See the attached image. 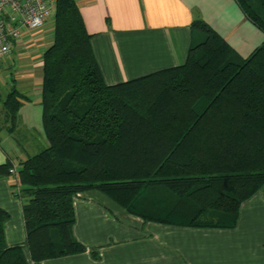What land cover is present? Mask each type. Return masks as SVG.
I'll list each match as a JSON object with an SVG mask.
<instances>
[{
    "label": "trees",
    "instance_id": "16d2710c",
    "mask_svg": "<svg viewBox=\"0 0 264 264\" xmlns=\"http://www.w3.org/2000/svg\"><path fill=\"white\" fill-rule=\"evenodd\" d=\"M235 1L264 31V0ZM55 7L41 57L47 145L17 170L30 260L85 250L72 207L91 189L144 220L234 226L240 204L264 187V43L240 57L196 20L183 64L109 85L75 0ZM22 98L0 94V130L14 131ZM11 166L0 164V176ZM7 218L0 209V264H29L21 245L5 244Z\"/></svg>",
    "mask_w": 264,
    "mask_h": 264
},
{
    "label": "crops",
    "instance_id": "0c3cea01",
    "mask_svg": "<svg viewBox=\"0 0 264 264\" xmlns=\"http://www.w3.org/2000/svg\"><path fill=\"white\" fill-rule=\"evenodd\" d=\"M93 56L106 84L183 64L191 24L201 20L240 57L264 43L235 0H75ZM53 25L27 33L0 64V94L12 88L20 99L13 132L0 130V164L16 170L47 145L41 105L42 54ZM1 109V108H0ZM3 126V125H0ZM17 175L0 176V209L7 246L21 245L29 264H264V187L244 200L230 228L164 224L144 220L96 189L73 197V237L85 250L34 263L26 248L21 186Z\"/></svg>",
    "mask_w": 264,
    "mask_h": 264
},
{
    "label": "built area",
    "instance_id": "2783aa9c",
    "mask_svg": "<svg viewBox=\"0 0 264 264\" xmlns=\"http://www.w3.org/2000/svg\"><path fill=\"white\" fill-rule=\"evenodd\" d=\"M56 0H0V64L27 33L40 32L55 14ZM7 173L17 175L11 166Z\"/></svg>",
    "mask_w": 264,
    "mask_h": 264
},
{
    "label": "rangeland",
    "instance_id": "374dc122",
    "mask_svg": "<svg viewBox=\"0 0 264 264\" xmlns=\"http://www.w3.org/2000/svg\"><path fill=\"white\" fill-rule=\"evenodd\" d=\"M51 23H52V22H51V21H49V22H48V25H46V26H50V25H51ZM46 26H45V27H46ZM0 108H1V105H0ZM0 116H1V115H0ZM0 121H2V119H1V118H0ZM41 148H42V147H38V148H37V151H38V150H41Z\"/></svg>",
    "mask_w": 264,
    "mask_h": 264
}]
</instances>
